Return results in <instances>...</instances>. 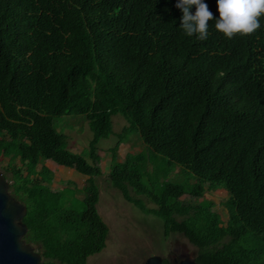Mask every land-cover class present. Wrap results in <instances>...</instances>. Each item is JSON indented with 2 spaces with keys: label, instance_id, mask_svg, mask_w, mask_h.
<instances>
[{
  "label": "trees",
  "instance_id": "16d2710c",
  "mask_svg": "<svg viewBox=\"0 0 264 264\" xmlns=\"http://www.w3.org/2000/svg\"><path fill=\"white\" fill-rule=\"evenodd\" d=\"M181 17L176 0H0V156L42 264H88L103 245L99 142L117 113L129 125L106 152L125 199L162 218L166 237L185 236L200 264H264V15L232 37L210 18L203 40ZM63 115L89 120L83 151L69 148ZM133 133L144 149L119 159ZM48 159L87 175L84 186L53 188ZM219 188L227 221L204 197Z\"/></svg>",
  "mask_w": 264,
  "mask_h": 264
},
{
  "label": "rangeland",
  "instance_id": "374dc122",
  "mask_svg": "<svg viewBox=\"0 0 264 264\" xmlns=\"http://www.w3.org/2000/svg\"><path fill=\"white\" fill-rule=\"evenodd\" d=\"M112 120L114 132L99 142V148L103 155L101 162L103 173L96 176L100 192L97 207L102 220L104 240L102 247L97 248L89 257L88 264H143L145 259L152 254H159L170 261L181 255L195 256L197 247L190 243L185 236L174 233L166 237L162 218L153 213L144 212L126 200L122 192L112 185L109 177L112 155L106 150L115 146L119 140L118 133L129 125L121 113L114 114ZM55 121L59 124V130L62 129L61 131L67 134L71 150L81 152L88 146L93 137V131L90 128L89 120L84 115H63L57 117ZM127 137L120 144L119 159H123L129 151L136 152L144 149V144L137 134L129 135V139ZM33 141L36 142V139L33 138ZM7 163L8 158L0 156V170L4 173H6ZM44 164L54 172L55 179L52 186L58 191H62L65 186L82 188L88 177L53 159L46 160ZM177 169V173H179L177 181L192 182V177L188 172L181 169L180 166H177ZM7 175H10V172ZM78 195L82 196L83 194L78 192ZM141 197L146 201L144 196ZM204 197L215 201L214 209L220 213L224 221H227L229 217L226 206L227 190L222 188L208 190ZM202 199L203 197L198 198V200ZM146 203L149 206H154V203L150 201Z\"/></svg>",
  "mask_w": 264,
  "mask_h": 264
},
{
  "label": "clouds",
  "instance_id": "9594fccd",
  "mask_svg": "<svg viewBox=\"0 0 264 264\" xmlns=\"http://www.w3.org/2000/svg\"><path fill=\"white\" fill-rule=\"evenodd\" d=\"M217 4L219 17H214L207 0H176L182 9L179 27L186 35L203 40L209 36L210 18L215 19V27L228 37L252 33L261 26L264 0H217Z\"/></svg>",
  "mask_w": 264,
  "mask_h": 264
},
{
  "label": "water",
  "instance_id": "95a60500",
  "mask_svg": "<svg viewBox=\"0 0 264 264\" xmlns=\"http://www.w3.org/2000/svg\"><path fill=\"white\" fill-rule=\"evenodd\" d=\"M27 206L10 191V181L0 170V264H42V255L24 238ZM143 264H165L159 254L148 256ZM168 264H174L169 262ZM175 264H200L195 256H183Z\"/></svg>",
  "mask_w": 264,
  "mask_h": 264
},
{
  "label": "flooded vegetation",
  "instance_id": "af4514ba",
  "mask_svg": "<svg viewBox=\"0 0 264 264\" xmlns=\"http://www.w3.org/2000/svg\"><path fill=\"white\" fill-rule=\"evenodd\" d=\"M183 257V255H181L180 257L178 256V257H175L173 260H171L170 262H172V263H177L181 258Z\"/></svg>",
  "mask_w": 264,
  "mask_h": 264
}]
</instances>
